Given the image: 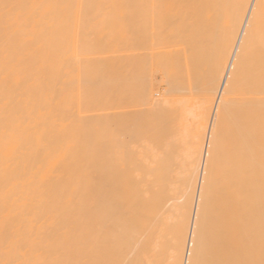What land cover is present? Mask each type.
Here are the masks:
<instances>
[{"label": "bare ground", "instance_id": "obj_1", "mask_svg": "<svg viewBox=\"0 0 264 264\" xmlns=\"http://www.w3.org/2000/svg\"><path fill=\"white\" fill-rule=\"evenodd\" d=\"M224 1L217 57L153 51L171 0H0V264H258L264 0Z\"/></svg>", "mask_w": 264, "mask_h": 264}, {"label": "rangeland", "instance_id": "obj_2", "mask_svg": "<svg viewBox=\"0 0 264 264\" xmlns=\"http://www.w3.org/2000/svg\"><path fill=\"white\" fill-rule=\"evenodd\" d=\"M171 1H172L171 4H169V6H168V10H169L168 13L170 15L168 14V16L166 17V19L165 18H162L161 21H160L161 24L158 27L159 37L157 38V41L154 43L155 46H154V50L153 51H194L195 50V47H197L196 49H199L201 51H203V50L204 51H208L209 54H213L215 52V55L217 57H219V52L222 51L221 43H222V40L224 39L222 37L223 36L222 29H224L225 27H228V26L230 27L234 23V19H233L232 15L231 14L228 15L227 12H226L227 9L225 10V8H226L225 1L224 0H221L224 3H222L221 4V7H220L221 12L224 13L225 17L219 18L218 20H216L215 22H213L211 24L214 27L213 30H207L205 27H203V26L206 25L203 16H200V15L199 16H196L197 12H199V10L196 9V8H201L200 7V3L203 4L204 0L203 1L202 0H198L197 1L198 2L197 5H199V6L196 5V0H194V2L192 0H190V1H188V0L187 1L186 0H181V1L180 0H177L178 2L176 0H171ZM191 1H192V3H191ZM180 2H182L184 4V6H185L184 8H182L183 7V4H181ZM175 4H177V5H175ZM188 4H189V7H188ZM172 6L173 7L175 6V7L173 8ZM176 6H178L177 9H175ZM191 6L193 7L192 8L193 11H191L192 10L190 8ZM194 7H196V8H194ZM118 9L119 8L116 7L115 9H113V10L110 11L112 13V16H114V15L117 14V12H115V11H117ZM179 9L180 10L182 9V10L179 11ZM172 10L173 11L176 10L175 12L177 14H175V12H173ZM196 10H198V11H196ZM181 12L182 13L185 12L186 15H185V13L183 15H185L186 17L183 16L181 14ZM192 12L194 14L193 16L191 15ZM179 13H180L181 16H179L177 18V15ZM172 14L174 16H173V19L171 18L172 20L170 22L169 20H170V16L172 17ZM189 14L191 15V19L190 18H187V17L190 16ZM181 17L182 18L185 17L184 18L185 20L184 19H180ZM175 18L177 20H175ZM192 19H193V22L194 23L191 22ZM173 20H175V21H173ZM188 20H189L190 24H189ZM194 20H197V23H195L196 21H194ZM162 21H164L165 23L166 22L168 23V24H166V27L164 26L165 23L163 25ZM183 21H185V23ZM182 22H183V24H182ZM202 24H204V25H202ZM190 25L193 26V28H191ZM164 29H165V31H164L165 32V36H168L170 34L172 36L171 38H168L166 41H163V38H162V35L164 36V34H163L164 33L163 32ZM172 29L174 30V32H173ZM193 29H194V31H193ZM194 32H196V33H194ZM192 33H194V34L192 35V37H190ZM196 36H197V38H196ZM255 48H257V49H253L252 51H257L258 53L260 52V51H258V49L264 51V47L263 46L256 45ZM207 57H208V55H207ZM203 59L205 60V62H209V60H207L205 58V56H203ZM263 63H261V64L260 63H257V64L264 65ZM155 89L158 92L157 95H159L160 92H161L162 87L161 88L159 87L158 82L155 83Z\"/></svg>", "mask_w": 264, "mask_h": 264}, {"label": "snow or ice", "instance_id": "obj_3", "mask_svg": "<svg viewBox=\"0 0 264 264\" xmlns=\"http://www.w3.org/2000/svg\"><path fill=\"white\" fill-rule=\"evenodd\" d=\"M5 8L9 7L8 5H5L4 6ZM240 9L241 10H244V5H239ZM259 7V20H258V23H259V26L262 30H264V3H262L261 5L258 6ZM249 11L251 12V16L252 18L249 19L247 22H248V27H249V30L253 29L255 26H256V23H257V12L256 10L254 9H249ZM245 15H247V13H245ZM234 23H241L239 17L236 18V20L234 21ZM247 35V33H246ZM209 157H210V160H211V153H209ZM208 171H205L204 172V176H205V182L207 183V180H208ZM197 247V244H196V238L195 236L193 237V249L195 250ZM69 264H71V262H69ZM188 264H217V262H209V261H200V260H197V261H192V260H189ZM219 264H225V262H219ZM226 264H257L256 261H238V262H226ZM258 264H264V254H262V258L260 259V261L258 262Z\"/></svg>", "mask_w": 264, "mask_h": 264}]
</instances>
